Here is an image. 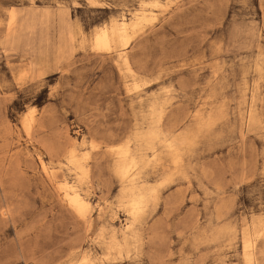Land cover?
<instances>
[{"label":"rangeland","instance_id":"rangeland-1","mask_svg":"<svg viewBox=\"0 0 264 264\" xmlns=\"http://www.w3.org/2000/svg\"><path fill=\"white\" fill-rule=\"evenodd\" d=\"M0 264H264V0H0Z\"/></svg>","mask_w":264,"mask_h":264},{"label":"bare ground","instance_id":"bare-ground-1","mask_svg":"<svg viewBox=\"0 0 264 264\" xmlns=\"http://www.w3.org/2000/svg\"><path fill=\"white\" fill-rule=\"evenodd\" d=\"M145 15H142V17H139L138 14H135L132 19H126L123 16L118 21H116V19H113L110 21L109 24L102 25L100 28L98 27L99 29L95 32L94 37H93V43H94L95 48H97V49H109L111 47L116 46V43H121L122 46H126L130 36L132 35L131 33L136 29L137 25L139 24L140 19H144ZM144 20H146V19H144ZM140 24H141V22H140ZM29 115H31V114H29ZM77 145H79V144H77ZM91 146L93 148V144ZM171 148H174V147H171ZM171 150H170V152H171ZM68 153H69V156L67 158H68L69 163H72V165L75 166V168L78 169L81 174L84 175V172L87 173L86 172L87 170L82 165V161H81V163L78 162V160H80V159H78L76 154H75V147L72 148V150H70ZM131 153L132 152L130 150L129 145H127V143L123 146H120V147L118 146L116 149V154L119 156L120 161H121L120 165H119V172L123 175L128 174L130 171H132L133 169H135L137 167L138 161L135 160V158H134V156H136V155L133 156V154H131ZM171 153L173 154L174 152H171ZM172 154H170V155H172ZM85 155H86V153H85ZM81 157H83V156H81ZM179 158L180 157H178L177 159H179ZM171 159H172V156H171ZM172 161H174V159H172ZM42 164H43V167L46 169V164H44V162H42ZM176 164H178V162ZM78 170H76V171H78ZM80 178H82V175ZM74 185H76V184H74ZM74 185L72 183H70L69 181H65L61 185V189L63 190V196L65 197L67 203L70 206H72L76 211H78L80 213L85 212L90 207V202L80 191L75 189ZM143 199H144V197L142 194L135 193V194L130 196L127 204L129 205V211L131 214H136L137 210L143 204Z\"/></svg>","mask_w":264,"mask_h":264}]
</instances>
